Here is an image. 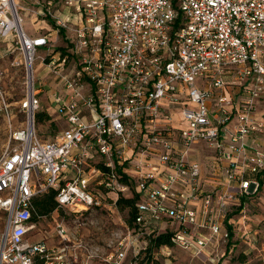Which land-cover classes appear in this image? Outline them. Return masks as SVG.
Here are the masks:
<instances>
[{
  "label": "built area",
  "instance_id": "2783aa9c",
  "mask_svg": "<svg viewBox=\"0 0 264 264\" xmlns=\"http://www.w3.org/2000/svg\"><path fill=\"white\" fill-rule=\"evenodd\" d=\"M33 4L66 46L57 52L46 34L29 35L16 0H0V39L11 37V67L25 77L21 126L0 159V264H123L136 236L148 244L171 234L173 246L195 257L228 242L227 206L264 186V0ZM40 48L41 68L53 77L47 107L64 123L53 140L36 136ZM180 105L185 125L173 119ZM7 108L0 88L10 124ZM205 151L223 174L212 185L197 160ZM47 193L64 213L84 218L78 228L118 211L122 199H136V218L111 235L107 253L92 238L68 239L62 226L43 241L31 200Z\"/></svg>",
  "mask_w": 264,
  "mask_h": 264
},
{
  "label": "rangeland",
  "instance_id": "374dc122",
  "mask_svg": "<svg viewBox=\"0 0 264 264\" xmlns=\"http://www.w3.org/2000/svg\"><path fill=\"white\" fill-rule=\"evenodd\" d=\"M17 4L21 9L18 11V16L22 20V28L29 35L35 36L38 33L48 34L52 27L48 24V21L44 19L42 15L37 14L36 4H33L35 0H16ZM51 43L54 45V50L61 52L60 49H64L63 40L59 35H54V37H49ZM47 53L45 48H40L34 63V75L37 80L41 79L42 94L40 95L41 108L43 112L47 114L49 120L36 122V136L40 140H53L57 135V132L64 128V123L60 122L55 116L53 110L47 107V97L48 93L45 92V86H53V77L46 76L45 70H42L40 57ZM17 52L11 41V38L0 40V70L4 71L3 79L0 83L1 93L7 109L9 110V115L11 114V122L9 124L8 120L4 117V114L0 112V159L5 151L8 144V136L10 131L21 126L20 121L22 116L18 112V102L24 97V82L25 77L20 70H16L11 67V61L17 58ZM260 104V103H259ZM260 111H264L261 104L258 105ZM175 109V108H174ZM183 106L180 105L178 110L175 111L173 119L178 121L181 119V124L185 125L186 120L182 113ZM46 111V112H45ZM178 118V119H177ZM174 126L176 124L174 123ZM208 163V161H205ZM210 164V163H209ZM209 166V172L205 178L207 181H212L213 178H217L213 175L211 170V164ZM244 204L241 211H236L233 207L234 213L232 214V225H233V237L231 239V247L229 253L224 255V251L227 247V243L221 244L220 249L213 255L200 256L197 259H192L187 254L183 253L180 249L175 246L168 247V252H162L158 250V260L156 264H254L262 257H264V186L259 190V192L254 196H244ZM128 217L127 209L121 211H114L106 216H97V225L104 224L107 220L111 222L112 236L116 233L122 235L125 232L126 219ZM115 239V237H112ZM142 239L146 240V237ZM140 239L139 241H142ZM30 241H34L30 238ZM100 251L103 250V240L97 242ZM143 248H147L146 245H142ZM148 255L145 251L142 254ZM164 253H168V256H164ZM128 255V254H127ZM127 257H130L128 255ZM99 264H105L100 261Z\"/></svg>",
  "mask_w": 264,
  "mask_h": 264
},
{
  "label": "crops",
  "instance_id": "0c3cea01",
  "mask_svg": "<svg viewBox=\"0 0 264 264\" xmlns=\"http://www.w3.org/2000/svg\"><path fill=\"white\" fill-rule=\"evenodd\" d=\"M49 24V23H48ZM50 25V24H49ZM45 26L48 28V34H46L49 37H54V35L56 36V33L55 31L50 29L49 30V27L47 24H45ZM51 26V25H50ZM52 27V26H51ZM40 34V33H38ZM37 34V35H38ZM36 36V35H35ZM11 38V37H10ZM1 40V39H0ZM50 40V39H49ZM55 49V48H54ZM53 49V50H54ZM42 69V68H41ZM42 70H45V69H42ZM197 160L200 161L201 164H203V180L205 181L206 184L208 185H212V184H215L217 182H219L221 180V178L223 177V174L219 168V165L217 164V161L216 159L213 157V154L208 152V151H205V153H203L200 157L197 156ZM205 161H208V163H205ZM211 164V170L213 172V175H215L217 178H213V180L211 181H207V179L205 178L206 174L207 173H210L209 172V166ZM210 189V187H207ZM249 196H254V195H249ZM240 206V202H239V205H228L227 206V214H226V217L225 219L223 220V227L225 230H227L228 232L229 229L231 228V232H232V237H233V223H232V217H233V213L234 211ZM233 207H237L235 208V210H233ZM237 211V210H236ZM101 216H106V215H109V214H99ZM99 215H96L93 217L94 219V222H95V225L94 226H91L90 228L88 229H81V231H72L69 233V236L71 238V240H74L75 238H83V239H87V238H92V241L94 242L95 245H97V242L99 240H103V250L105 253L107 252H110L111 249H109L107 247V241L110 240L111 238V235H112V229H111V222H108V220L102 224V225H97V222H96V217L99 216ZM231 237V239H232ZM30 238H33V237H30ZM143 237L141 236H136L134 241H133V246L132 248L130 249V251L127 253L128 255H130V257H127L128 255H126L125 257V261L123 262V264H129V262L132 260V255H135L137 254L139 256V259H142V260H145L148 262V264H156V261L158 260L157 256H158V250L159 251H162V252H168L169 251V248L167 249H164V248H156V249H153L150 253H148V255H145L142 254V251L145 250V248H143L142 245H146L147 243H145V240L142 239ZM34 239V238H33ZM140 239H142V241H139ZM230 239V241H231ZM232 242V241H231ZM231 242H230V247H231ZM148 245V244H147ZM98 246V245H97ZM179 249V248H178ZM220 249V245L217 243V241H214L212 242L211 245H209L208 247H206L198 256H193L191 253H188L186 251H182L183 253L187 254L189 257H191L192 259H197L199 258L200 256H208V255H213L215 254L216 252H218V250ZM230 249V248H229ZM229 249L227 250V247L224 251V255L228 254L229 253ZM165 255L164 256H168L167 254L168 253H164ZM100 261L99 260H92L89 264H99Z\"/></svg>",
  "mask_w": 264,
  "mask_h": 264
},
{
  "label": "flooded vegetation",
  "instance_id": "af4514ba",
  "mask_svg": "<svg viewBox=\"0 0 264 264\" xmlns=\"http://www.w3.org/2000/svg\"><path fill=\"white\" fill-rule=\"evenodd\" d=\"M32 220L31 223L35 225L37 236L43 241L51 242L55 240L57 228L64 227L67 232V238L71 240L69 233L75 231V226H79L80 220L83 217L72 216L64 213V211L57 205L54 196L50 193L43 194L31 200ZM81 229H76L79 233Z\"/></svg>",
  "mask_w": 264,
  "mask_h": 264
},
{
  "label": "trees",
  "instance_id": "16d2710c",
  "mask_svg": "<svg viewBox=\"0 0 264 264\" xmlns=\"http://www.w3.org/2000/svg\"><path fill=\"white\" fill-rule=\"evenodd\" d=\"M53 28V26H52ZM62 51V49H60ZM49 120V117L45 113L37 114L36 115V122H41ZM136 199H122L118 204V211L127 209L128 217L126 219V224L128 227H132L133 222L136 218V212L134 209V203ZM244 198H241L240 200V206L236 209L237 211H241L243 204H244ZM229 239L227 243V250L230 248V239L232 237L231 228L229 229ZM171 234L166 235H159L157 237H154L152 240L148 241L147 248L144 250L146 253H150L153 249L159 248V247H172L173 243H171ZM254 264H264V257H262L260 260H258Z\"/></svg>",
  "mask_w": 264,
  "mask_h": 264
}]
</instances>
